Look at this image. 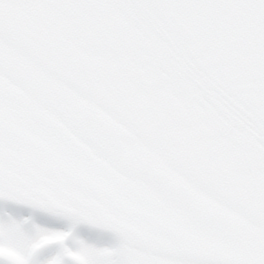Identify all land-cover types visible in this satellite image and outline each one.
Instances as JSON below:
<instances>
[{
    "label": "snow or ice",
    "instance_id": "6c2138e0",
    "mask_svg": "<svg viewBox=\"0 0 264 264\" xmlns=\"http://www.w3.org/2000/svg\"><path fill=\"white\" fill-rule=\"evenodd\" d=\"M0 264H264V0H0Z\"/></svg>",
    "mask_w": 264,
    "mask_h": 264
}]
</instances>
